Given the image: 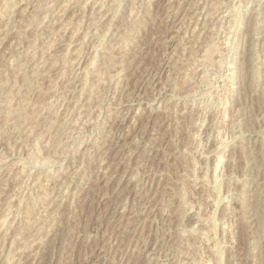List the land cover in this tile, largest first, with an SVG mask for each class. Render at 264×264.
<instances>
[{
	"label": "rangeland",
	"instance_id": "rangeland-1",
	"mask_svg": "<svg viewBox=\"0 0 264 264\" xmlns=\"http://www.w3.org/2000/svg\"><path fill=\"white\" fill-rule=\"evenodd\" d=\"M0 264H264V0H0Z\"/></svg>",
	"mask_w": 264,
	"mask_h": 264
},
{
	"label": "bare ground",
	"instance_id": "bare-ground-1",
	"mask_svg": "<svg viewBox=\"0 0 264 264\" xmlns=\"http://www.w3.org/2000/svg\"><path fill=\"white\" fill-rule=\"evenodd\" d=\"M233 2V1H232ZM234 4V3H233ZM232 9V8H231ZM235 13V12H234ZM235 15V14H234ZM229 16V15H228ZM221 22V21H220ZM222 23V22H221ZM229 25V24H228ZM219 42V41H218ZM223 42V41H222ZM226 106V105H225ZM216 116V115H215ZM224 120V119H223ZM217 126V125H216ZM221 133V132H220ZM216 135V134H215ZM219 157H220V155H219ZM221 157H223V156H221ZM216 158V157H215ZM222 159V158H221ZM221 159H216V160H221ZM215 160V159H214ZM217 162V161H216ZM218 163H219V161H218ZM217 163V164H218ZM215 164V163H214ZM218 166V165H217ZM216 167V166H215ZM216 169V168H215ZM213 173V172H212ZM207 190V189H206ZM205 191V190H204ZM210 194V193H209ZM200 219V218H199ZM199 219H197V220H199ZM199 222V221H198ZM205 222V221H204ZM202 224V223H201ZM203 224H205V223H203ZM209 224V223H208ZM224 226V225H223ZM196 227V226H195ZM194 227V228H195ZM212 230V229H211ZM210 231V230H209ZM202 237V236H201ZM197 240V239H196Z\"/></svg>",
	"mask_w": 264,
	"mask_h": 264
}]
</instances>
